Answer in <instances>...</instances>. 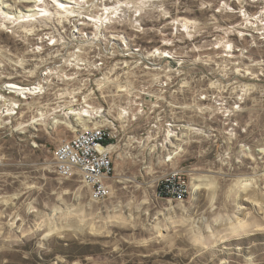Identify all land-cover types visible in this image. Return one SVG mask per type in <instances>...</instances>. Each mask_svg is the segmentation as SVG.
I'll use <instances>...</instances> for the list:
<instances>
[{"label":"rangeland","instance_id":"374dc122","mask_svg":"<svg viewBox=\"0 0 264 264\" xmlns=\"http://www.w3.org/2000/svg\"><path fill=\"white\" fill-rule=\"evenodd\" d=\"M2 1L22 11L25 8L19 0ZM47 2L56 9V2ZM206 4L188 0L176 7L173 17L201 23L199 37L184 35V51L175 56L179 66L166 62L162 70L137 66L116 83L131 86L124 101L133 106L147 86L159 80L169 82L163 95L156 89L158 98L166 100V120L174 118L181 127L175 148H169L175 160L165 164L164 152L149 154L143 148L121 152L114 160L112 194L98 203L79 178L57 175L55 150L73 134L63 126L55 131L47 128L52 125L47 115L55 106V80L74 82L69 87L78 90L90 77L93 83L101 77L92 65L82 71L64 65L57 77L51 75L55 72L47 73V65L58 70L53 67L63 65L78 51L79 42L85 43L79 40L64 46L61 42L55 47L57 42L53 48L45 40L52 31L63 42L74 32L77 41L79 28L70 26L77 25L76 18L54 17V13L47 23L19 27L13 23L16 18L5 21L0 7V95L5 100L1 104L18 99L13 91L9 95L1 91L12 82L27 86L44 81L54 86L37 107L46 115L37 130L21 129L33 119L26 107L22 117L0 120V264H264V213L253 204L264 200V85L247 97L243 111L233 114L228 125L221 114L224 105L217 104L228 87L219 78L225 70L232 72V96L250 93L245 88L249 84L235 74L264 57V47L253 48L248 58L235 53L225 57L222 49L211 50L215 32L223 35L222 30L238 19L217 14L215 7L204 9ZM10 12L11 17L17 14ZM62 29L61 37L56 32ZM85 31L92 36V29ZM223 39L229 46L240 45L231 37ZM72 57L77 61V54ZM135 61L138 64L140 59ZM203 95L207 100L199 99ZM151 120H142L128 132L141 134ZM230 127L235 131L229 136ZM173 169L189 174L191 191L184 202H169L158 194L161 180ZM241 220L248 223V233L234 235L233 228ZM258 225L261 231H255Z\"/></svg>","mask_w":264,"mask_h":264},{"label":"built area","instance_id":"2783aa9c","mask_svg":"<svg viewBox=\"0 0 264 264\" xmlns=\"http://www.w3.org/2000/svg\"><path fill=\"white\" fill-rule=\"evenodd\" d=\"M186 1L188 0H90L89 6L83 10L84 13L74 20L93 23L96 14L106 17L112 8H119V12L112 19L113 23H105L109 26L107 28L109 31L96 38L95 28L91 25L85 26V39L89 36L86 29H92L89 33L92 36H89L90 39L86 40L85 44L79 42L81 48L78 45V51L74 53L80 56L79 61H75L72 57L74 54H72L65 59L63 65L53 67L58 70H53L51 65H47V73L55 72V75L51 74L52 76H56L57 73L61 75L60 72L64 65L80 71L92 65V69L101 74L97 83L91 82L90 77L89 82L81 83L78 90L69 87L70 83L74 82L55 80L54 85L57 89L52 92L55 106L49 110L47 115L50 122L54 117L59 119L62 114L64 119H67V114L71 115L70 120L73 121V125L69 126L68 123L61 121L62 124L47 126L50 131L63 126L73 134L70 139L63 140L55 150L53 167L61 178H79L90 190L92 201L95 203L111 196L110 179L115 169L114 160L121 155V152L143 148L149 154L164 152L165 164H172L175 160L176 154L169 153V148H175L176 145L173 142L179 140L176 135H180L181 127L174 118L166 120V106L163 104L166 100L164 97L158 98L156 89L159 88L158 91L163 95L170 87L169 82L159 80L147 86L137 98L139 103L133 105L136 107L134 109L130 101H124V96L131 91V86H124L125 84L116 86V83L119 78L124 74L127 75L137 66H144L148 70H162L164 62L174 64V66L177 63L176 67L179 66L175 56L184 51V35L189 33L197 37L201 35L200 21L190 20L184 16L173 17L174 12H178L176 7ZM205 1L207 4L204 9L215 7L217 14L233 15L238 19L237 22L228 24L222 30L223 35L215 32V36L211 38V50L222 49L225 57H232L235 53L248 58L253 48L264 47V0ZM161 22H163L162 25L155 24H161ZM70 26L75 27L74 24ZM56 33L62 37L65 30L62 29ZM47 36L45 40L53 48L56 42L58 45L55 47H58L61 42L64 46L78 42L75 41L74 32L69 40L64 42L52 31ZM53 37L55 39L51 40ZM223 37H231L240 42V45L236 47L235 43H231L232 48H230L228 41H225ZM243 42H248L249 45L246 46ZM136 57L140 59L138 64L135 63ZM128 61L130 63H127ZM220 66V64L216 65V70L220 69ZM248 68L250 70L247 71ZM125 69L126 71H123ZM119 71L122 72L117 76ZM235 75V78L242 79L249 84L245 85V88L247 87L250 93H242L239 97L232 96V91L229 90L232 85L230 83L232 72L225 70L219 73V78L228 86L223 98L219 97L223 103L222 101L217 103L219 107L224 105L221 114L225 125L229 124L228 119L233 114L243 111L242 105L247 97L250 94L259 93L260 87L264 85V57L257 59L251 66L241 67ZM113 76L115 78L109 80ZM9 85L7 84L1 90L3 94L12 93V89L8 88ZM23 87L26 88L23 90L27 96L16 93L18 99L8 101L9 104L3 105L2 109L4 108L6 115H0L2 119L22 117V110L26 107L29 112L33 113V119L31 123L22 125L21 129L30 127L37 130L43 116H46L42 115L40 107L39 109L37 107L54 86L48 87L44 81H37ZM42 88L43 91H41ZM0 96L4 103V96ZM216 97L218 96L214 98ZM199 99L207 100V95L200 96ZM8 108L12 110L11 116L8 115ZM86 111L89 112L88 116L84 114ZM74 113L83 114L82 119H77ZM149 117L152 120L141 134L128 132L130 127ZM220 121L222 122V119ZM235 126L239 127V125ZM232 131L235 129L230 127V130L226 132L227 135L230 136ZM190 191V177L184 169H173L163 177L158 186L159 196L169 202H184L189 197Z\"/></svg>","mask_w":264,"mask_h":264},{"label":"bare ground","instance_id":"6f19581e","mask_svg":"<svg viewBox=\"0 0 264 264\" xmlns=\"http://www.w3.org/2000/svg\"><path fill=\"white\" fill-rule=\"evenodd\" d=\"M62 1L64 3L63 2L58 3V0H56V3H57L56 9L55 8L52 9L49 6L47 0H19L18 3H20L21 5H23L25 7V8L23 7L24 8L23 11L18 9L17 6L13 7V5H12V7H11V5L5 4L6 1L4 2L2 0H0V4H2V6L0 5V7L3 9V14H5V16H6L5 21H6V19L11 20V18L12 19L16 18V20H13L14 21L13 23L15 24L17 22L16 26L23 27L24 25L32 26L36 22L37 23H39V22L47 23L53 17L54 13H55L54 17H56V16L57 17L58 16L63 17L64 16V17H66V19L77 18L78 15H82L84 13L83 10L85 8H87V6H89V4H90V0H62ZM50 2H52V1H50ZM118 9L119 8H114V9L112 8V10L109 11L110 14L107 13L106 17L98 16V14H96L97 16H94L93 23L87 22V21H83V22L79 21L80 23L77 22V25L75 27L79 28V30H78L79 35H75V36H77L76 40L77 41H79V40L80 41L81 40L86 41V40L90 39L89 36H87L86 37L87 39H85V34H84L85 26L87 27V26L91 25V26H93V28H95L96 32L94 33V36L96 38L102 36L106 31H109L107 29V28H109V26H107L105 23H107V24L113 23L112 19L114 16H116V13L119 12ZM14 10L17 12V14L15 15V17H11L12 14L10 11H14ZM62 14H63V16H62ZM4 22H3V24H6V22L5 23ZM44 28H45V30H47L49 27L46 24L44 26ZM31 31H33V29ZM54 39L55 38L53 37L51 40H54ZM87 43L91 44L92 42H87ZM56 44H57V42L53 46H55ZM229 47L232 48V45L230 44ZM79 48H81V45L79 46ZM79 58H80V56L77 55L76 60L79 61ZM45 75L48 76L49 73H48V75H47V73ZM8 88H11L12 91L17 93L18 95H23L25 97L27 96L26 92L23 90L26 88H24L23 86H21L17 83H13V82L10 83ZM31 91L32 90H30L29 92L31 93ZM41 91H43V89H41ZM1 102H2V99L0 98V112H1L0 114L6 115L5 111L3 110L4 108L2 109L3 105L1 104ZM7 111H9L8 115L11 116L12 110L10 108H8ZM84 114L88 116L89 112L86 111V112H84ZM74 115L77 116V119H82L83 114L74 113ZM63 117H64L63 114L61 116H59V119H56L57 117H54L53 121H51L50 123L51 124H59V123L62 124L61 121L64 119ZM70 118H71V115L67 114L68 120L64 119L63 122L65 121L68 123V125H73V121H71ZM1 119H2V115H0V120ZM249 185L250 184L248 182V183H246L245 187H248ZM253 204H255L257 207H259L260 212L264 213V200L261 202L255 201V202H253ZM262 218L264 219V217H262ZM235 226L236 227L233 228V232H232L234 235L240 234L241 232H244L245 235L248 233L247 232L248 231V229H247L248 223L247 222H243L241 220V221L237 222V224ZM262 229H263L262 225H258L257 228L255 229V231H261ZM218 244H219V242H216L214 244V246H217Z\"/></svg>","mask_w":264,"mask_h":264},{"label":"snow or ice","instance_id":"6c2138e0","mask_svg":"<svg viewBox=\"0 0 264 264\" xmlns=\"http://www.w3.org/2000/svg\"><path fill=\"white\" fill-rule=\"evenodd\" d=\"M53 2L55 3V2H56V0H53Z\"/></svg>","mask_w":264,"mask_h":264}]
</instances>
